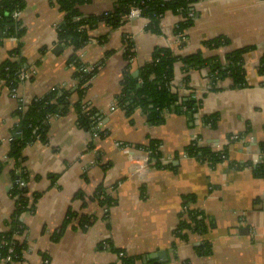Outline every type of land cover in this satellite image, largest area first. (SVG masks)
<instances>
[{"label": "crops", "instance_id": "0c3cea01", "mask_svg": "<svg viewBox=\"0 0 264 264\" xmlns=\"http://www.w3.org/2000/svg\"><path fill=\"white\" fill-rule=\"evenodd\" d=\"M114 2L90 0L78 9L82 16L100 15ZM24 4L19 16L23 37H4L0 44V65L20 42L19 57L34 69L18 82L15 96L0 79V232L8 229L16 209L11 196L15 162L8 156L16 134L14 110L19 102L28 104L55 87L72 90L75 84L74 68L67 65L73 48L57 42L63 13L55 0ZM192 8L195 18L183 38L174 34L182 15L170 10L161 17L158 34L140 16L116 29L99 23L88 30L78 55L88 67L98 68L83 101L98 112L107 133L96 137L79 128L69 106L65 114L48 119L46 141L36 139L22 148L29 200L20 214L25 229L17 239L25 241L26 249L12 264H116V250L137 257L134 264H264V176L253 171L264 160V73L258 72L264 57V0H197ZM216 37L227 42L204 44ZM127 38L133 43L132 60ZM155 47H168L180 58L198 53L223 65L229 53L245 50L242 79L214 78L207 66L177 60L171 92L192 107L184 113L172 108L162 123L150 124L141 109L128 114L119 108L116 97L124 72L136 76ZM210 115L217 116L214 127L203 122ZM232 135L242 140H230ZM152 140L159 142L160 167L144 163L148 155L142 147ZM194 141L225 158L212 163L184 155ZM98 187L111 203L97 198ZM183 206L206 217L202 234L187 229L179 234L178 223L187 214ZM68 210L90 216L92 223L81 230L74 219L56 239ZM106 242L115 250L100 247ZM204 243L207 254L197 251Z\"/></svg>", "mask_w": 264, "mask_h": 264}, {"label": "trees", "instance_id": "16d2710c", "mask_svg": "<svg viewBox=\"0 0 264 264\" xmlns=\"http://www.w3.org/2000/svg\"><path fill=\"white\" fill-rule=\"evenodd\" d=\"M90 0H55L59 11L63 13V20L56 28L57 42L62 45L72 46L73 51L67 58V65L74 68L73 79L75 84L73 89L66 87H55L44 95L34 97L28 104L18 103L13 112L16 124L13 130L15 136L10 142L8 156L15 162L11 170V177L14 185L11 190V196L15 199L16 209L11 217L6 231L0 232V264H12L20 260L23 251L26 249L25 241L14 238L15 235H21L24 232V225L20 219L22 211L27 210L29 192L27 188L28 176L24 168L20 165L23 161L21 155L22 148L38 139L46 141L48 131V119L52 116H60L66 113L69 106L73 107L76 112V124L79 128L96 132L99 137H104L107 131L97 132L93 129L95 124L94 117L99 116L98 112L84 103L83 98L88 88L91 78L94 76L98 65H85L78 55V51L86 44L89 39L88 30L95 28L99 23H103L112 29L118 28L129 17L132 9H138L140 16L147 19L146 28L155 34L160 33V19L166 11L185 17L189 11H193L192 5L197 0H115L113 8L110 11L100 15L82 16L78 7L88 3ZM24 0H0V44L4 37H14L20 40L25 29L20 22L19 17L13 18L14 11L24 9ZM188 18L180 21L174 28V34L181 37L184 30L188 28L195 18ZM104 40V39H102ZM227 42L226 38L216 37L205 41L207 47H217ZM126 54L132 55V40L125 39ZM20 42L17 47L8 53L0 65V79L11 89L15 88L19 82L18 76L21 69L28 70L29 67L24 64L19 57ZM245 50H236L229 53L226 57V64H221L217 59L203 60L198 53L184 58L174 56L172 50L168 47H155L151 54V60L142 66L136 76L124 72L120 81V91L116 97V105L126 110L128 114L134 109L139 108L145 114L150 124H160L163 121L166 111L174 108L179 113H184L192 107L189 101H181L176 92L170 90L172 80V68L175 61L180 60L185 64L193 66H207L214 78L223 76L240 77L242 79V53ZM88 67V68H87ZM258 72L264 73V57L260 59ZM87 107V110H84ZM217 121L216 115L206 116L203 122L210 127H214ZM147 152L149 161L160 167L159 159L161 157L158 141H150L142 147ZM260 149L264 152V143H260ZM184 155L197 157L198 159H207L212 163L221 159V152H213L209 148L200 147L196 142L190 143L183 150ZM264 159V158H263ZM254 174L264 176V160H261L253 168ZM18 181H22L20 186ZM95 194L97 198L106 204L112 202L110 196H106L101 187H98ZM33 200L36 194H30ZM82 199V195L78 194ZM102 197V198H101ZM187 202L190 200L186 199ZM85 203L83 202V205ZM32 207V206H31ZM30 207V209H32ZM181 216V215H180ZM77 219L78 226L81 230H86L92 223L90 216L86 214L77 215L68 210L63 220L62 229L55 234L58 238L65 226L72 220ZM190 230L197 233H203L206 230V217L199 210L187 208L186 219L178 223V231ZM185 238L184 235H181ZM108 247L115 250L113 246L106 242L100 247ZM11 252L8 253V249ZM121 250H116L117 254ZM197 251L202 254L210 252L209 245L204 243L197 247ZM10 255L11 262H3L4 258ZM137 257H129L124 253L119 257L120 264H134ZM117 264V263H116Z\"/></svg>", "mask_w": 264, "mask_h": 264}, {"label": "built area", "instance_id": "2783aa9c", "mask_svg": "<svg viewBox=\"0 0 264 264\" xmlns=\"http://www.w3.org/2000/svg\"><path fill=\"white\" fill-rule=\"evenodd\" d=\"M20 13H21L20 11H14L13 14H12L13 18H18L20 16ZM132 16H140L139 10L138 9H132L131 12H130V17H132ZM193 16H194V13L191 10V11H189L187 13V15L185 17H182V20H185V19H188V18H193ZM180 36H181L180 38H183L182 35H180ZM131 57H132V55H128L129 60H132ZM33 74H34V69H28V70L21 69L20 73H19V76H18V79H19V81H23V80L29 78L30 76H32ZM10 90H11L12 94L15 96V88H11ZM170 90H173L172 89V84H171ZM84 110H87V107H84ZM94 120H95V124L93 125V129L96 130L97 132L103 131L104 129L101 126L100 117L98 115H96L94 117ZM93 134H94V136L98 137L96 132H94ZM229 139L230 140H242V138L240 136H238V135H232V136H230ZM194 142H196V144L198 145L197 141H194ZM124 146H125V148H129V146H126V145H124ZM224 158H225V155L221 154V159H224ZM148 160H149L148 156H146L144 158V163H147ZM18 184L20 186H22L23 182L22 181H18ZM183 210L187 211V207L183 206ZM18 236L19 235H15L14 238L17 239ZM10 252H11V248L8 249V253H10ZM123 256H124V252L123 251L118 252V258L119 257H123ZM3 260H4L3 262H11L10 255H7ZM117 264H120V262L117 261Z\"/></svg>", "mask_w": 264, "mask_h": 264}, {"label": "water", "instance_id": "95a60500", "mask_svg": "<svg viewBox=\"0 0 264 264\" xmlns=\"http://www.w3.org/2000/svg\"><path fill=\"white\" fill-rule=\"evenodd\" d=\"M56 49H59V46H56Z\"/></svg>", "mask_w": 264, "mask_h": 264}]
</instances>
